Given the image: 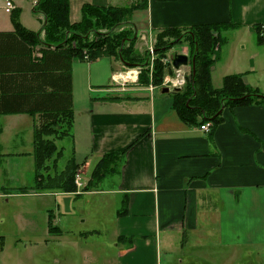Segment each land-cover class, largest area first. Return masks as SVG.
I'll list each match as a JSON object with an SVG mask.
<instances>
[{"label":"crops","instance_id":"0c3cea01","mask_svg":"<svg viewBox=\"0 0 264 264\" xmlns=\"http://www.w3.org/2000/svg\"><path fill=\"white\" fill-rule=\"evenodd\" d=\"M133 2L69 0V18L78 22L83 4L129 7ZM12 4L11 11L17 9ZM73 9L80 11L74 21L70 17ZM38 20V29L21 23L35 33L37 42L29 44L17 38L23 46L18 43L14 51L4 42L0 45V54L24 49L30 56L28 64L20 58L19 62L0 59L2 161L23 155L34 164L32 138L40 116L46 112V75L36 74L37 80L29 81L24 73L27 66L43 63L46 74L41 16ZM201 24L230 25L219 28L218 41L213 45L209 69L212 87L221 88L225 76L237 74L246 87L264 96V44L256 34L257 25L264 27V0H148L146 8L133 10L129 28L136 32L134 49L145 56L159 32H185ZM13 29L12 24H0V32ZM164 53L161 60L167 67L166 75L173 74L171 57L176 53L188 57L185 70L191 71L193 57L187 41ZM101 57L113 60L111 72L100 84L91 72L87 96L79 103L75 100L72 63L90 60L74 55L70 63L73 126L69 157L72 151L80 173L76 174L79 185L75 183V192H46L71 196L73 204L83 196H95L100 216L97 227L88 231L98 237L108 235L109 242L90 246L82 264H183L184 258L199 264H264V103L224 106L220 121L205 122L210 124L209 130H202L200 115L193 123L180 117L173 106L172 89L161 93L165 86L141 85L138 76L136 83H129L125 77L118 79L128 67L115 56ZM11 74L23 76L15 81L19 88L14 87V106L1 89ZM101 84L104 88H95ZM5 88L8 90V84ZM12 107L20 110H2ZM25 122L30 124L23 133L27 142L17 138L22 133L18 125ZM62 148L59 163L64 159ZM122 150L125 152L113 171L103 175L94 188L91 173L97 163L106 153ZM34 169L35 164L32 177ZM7 183L2 180L0 187ZM58 201L55 206L59 212L63 207ZM124 204L126 210L120 213ZM46 223L50 229L52 223ZM54 230L48 234L61 233L59 227ZM51 258L54 264L61 261L57 255Z\"/></svg>","mask_w":264,"mask_h":264},{"label":"trees","instance_id":"16d2710c","mask_svg":"<svg viewBox=\"0 0 264 264\" xmlns=\"http://www.w3.org/2000/svg\"><path fill=\"white\" fill-rule=\"evenodd\" d=\"M158 1L171 2L174 0ZM147 3L148 0H134L129 7H97L83 4L81 19L78 22H71L69 18V0L35 1L33 13L41 16L40 31L44 33L46 41L43 42V45L46 46V74L43 63L31 64L27 66V72L26 70L23 72H26L24 77L29 81L37 80L38 75L36 74L46 75V112L40 116L41 119L33 134L34 184L38 189L46 190V192L55 189H61L62 192H75L74 177L78 164L72 151L60 172L63 180L60 182V178L57 186L49 185L46 183V179L40 180L42 177L41 170L45 163L52 158L58 160L62 155L63 146L59 147L57 141L72 140L73 114L70 63L74 55L80 60H84L82 51H74L73 41H77L80 46L87 45L88 60L92 61L101 56H115L126 67L137 66L141 68L138 76L139 84L148 85L152 83L154 86H161L167 67L157 59L154 62L151 75L149 74L148 55L141 56L134 49L137 38L134 27L115 31V28L122 25H127L129 28L133 10L146 8ZM12 23L14 26L12 31L0 32V45L4 42L14 51L18 47V43L21 44L17 41V38L29 44L37 42L35 33L25 29L16 16L13 18ZM98 26L108 28V33L102 35L103 39L92 40L89 44L86 43L87 33L96 31ZM131 26L133 25L131 24ZM222 26L228 27L230 25L201 24L185 32L177 29H166L156 35L154 52L159 54L160 59L164 57V52L175 44L187 41L191 46L190 56L194 58V64L193 67L191 66L189 81L180 91L173 94V106L187 123L196 122V118L200 115L202 124L208 121L216 124L220 121L221 109L224 106L231 107L251 102L264 103V96L258 95L256 91L246 87L241 76L237 74L225 76L221 88L214 89L212 87L209 70L213 62L211 58L212 49L218 41V30ZM214 32H217L216 35L213 34ZM256 34L259 43L264 44V27L257 25ZM0 55V59L3 61L13 58V60L19 62L17 58H20L24 61L27 60V64L29 63V52L26 51L25 53L24 49L21 52L15 51ZM144 58H147V60ZM18 78L21 81L23 76L11 74L5 77L4 87H1L2 90L6 91L3 96L7 102H11L12 106H14V98L16 97L13 92L16 91L15 88H19L18 85L14 86ZM7 84L8 90L5 88ZM2 110L20 109L12 107ZM124 152L125 150H122L103 155L91 174L92 185L97 184L103 175L113 171L114 165ZM125 207L124 204L120 213L125 212ZM3 242L4 238L0 235V251Z\"/></svg>","mask_w":264,"mask_h":264},{"label":"rangeland","instance_id":"374dc122","mask_svg":"<svg viewBox=\"0 0 264 264\" xmlns=\"http://www.w3.org/2000/svg\"><path fill=\"white\" fill-rule=\"evenodd\" d=\"M6 1H12L17 9H14L11 13L6 12ZM33 1L0 0V24L2 26L13 25L12 21L16 16L20 23L38 29L41 21L38 20L40 16L32 11ZM79 16L80 11L73 9L70 15L72 21L77 20ZM122 26L115 28V31L123 28L130 29L127 28V25ZM106 33H108V28L98 26L96 31L87 33L85 42L89 44L92 40L103 39L102 35ZM155 44L152 49H155ZM72 47L75 52L79 50L83 53L88 51L87 45L80 46L77 41L72 42ZM148 57V72L151 75L155 60L162 61V58L160 59L159 54H156L154 50L153 55L150 57L149 53ZM144 59L147 60V58ZM72 65L75 100L79 103L87 96L88 75L92 72V78L94 80L98 78L97 82L99 83L96 84H100L105 80L106 74L111 72V65H114V62L111 58L99 57L94 61L75 60ZM125 68L127 67L125 66ZM128 68L122 70L123 73L133 72L130 76L135 78L125 77V79L129 83L131 81L136 83V76L140 75L141 68L137 66ZM102 85L104 84L97 85L95 88L102 89L104 88ZM29 125L26 122L18 125L22 128V133L17 137L18 140L22 137V141L27 142V137L23 133H27ZM7 139L8 142H12L11 136H8ZM58 143L59 141H57V145ZM60 146L65 148L64 159L60 160L61 163H59V160L52 158L45 163L41 170L42 177L40 180L46 179V183L51 186H57L60 178V182L63 180L60 172L62 164L69 158L71 141L66 139ZM10 158L5 161L0 160V186L2 180L6 179L8 182L4 188L0 187V235L4 238L0 251V264H54L51 258L54 255L59 256L61 260L59 264H82L87 258L86 250L90 246H100L109 242L108 235L104 234L98 237L95 233L88 231L93 227H97V218L100 216L95 196H83L76 201L77 203L73 204V197L71 196L46 194V190L38 189L33 182L35 177L34 173L32 177L34 164L26 160L23 155H13ZM76 174L80 173L76 171ZM75 179L76 175L74 183ZM97 186L98 183L93 184L94 188H97ZM76 188L77 185L75 184L74 189L76 190ZM55 190L61 191V189ZM58 198V204L61 208L63 207V210L59 212L55 206ZM46 206H49V209L46 210ZM46 221L52 223L50 229H48ZM58 227L61 230L60 234L53 236L48 234L49 232L51 234L56 232L54 228L58 229ZM55 249L56 252L53 251ZM183 264L199 263L184 258Z\"/></svg>","mask_w":264,"mask_h":264},{"label":"built area","instance_id":"2783aa9c","mask_svg":"<svg viewBox=\"0 0 264 264\" xmlns=\"http://www.w3.org/2000/svg\"><path fill=\"white\" fill-rule=\"evenodd\" d=\"M13 8L14 7H13L12 2L11 1H6V3H5L6 12H10ZM149 52H150V57H151L153 55V49L150 48ZM82 54H83V57L85 59H88V55H87L86 51H84V53L82 52ZM185 67L186 66H181L178 69H174L173 74L164 76L163 81H162V86L168 87L169 89H174V88H180L181 89L182 87H184L186 85V83L189 81V78H190V71H186ZM129 72L130 71H127V72H124V73L123 72L119 73L118 74V79L122 80L123 77H126V75ZM209 126H210L209 123H204V124L200 125V129L208 131L209 130ZM78 180H79V178L76 177L75 183L77 185H79L78 184Z\"/></svg>","mask_w":264,"mask_h":264},{"label":"water","instance_id":"95a60500","mask_svg":"<svg viewBox=\"0 0 264 264\" xmlns=\"http://www.w3.org/2000/svg\"><path fill=\"white\" fill-rule=\"evenodd\" d=\"M191 62V65L193 67V64H194V58H192L190 60ZM189 63V59L186 55L184 54H179V53H176L174 54L172 57H171V64L172 66L174 67V69H178L180 68L181 66H187ZM170 89L168 87H163L161 88V93H167L169 92ZM173 92H178L180 91V88H174L172 89Z\"/></svg>","mask_w":264,"mask_h":264},{"label":"bare ground","instance_id":"6f19581e","mask_svg":"<svg viewBox=\"0 0 264 264\" xmlns=\"http://www.w3.org/2000/svg\"><path fill=\"white\" fill-rule=\"evenodd\" d=\"M132 73H133V72H129V73L126 75V77L129 78V79H134L135 77L130 78V77H132V76H129V75H131Z\"/></svg>","mask_w":264,"mask_h":264}]
</instances>
